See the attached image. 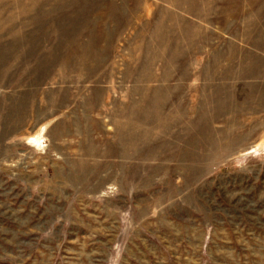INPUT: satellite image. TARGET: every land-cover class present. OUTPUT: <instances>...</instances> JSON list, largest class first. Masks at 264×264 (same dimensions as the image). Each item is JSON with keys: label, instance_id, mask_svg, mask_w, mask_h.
<instances>
[{"label": "rangeland", "instance_id": "obj_1", "mask_svg": "<svg viewBox=\"0 0 264 264\" xmlns=\"http://www.w3.org/2000/svg\"><path fill=\"white\" fill-rule=\"evenodd\" d=\"M0 264H264V0H0Z\"/></svg>", "mask_w": 264, "mask_h": 264}, {"label": "bare ground", "instance_id": "obj_2", "mask_svg": "<svg viewBox=\"0 0 264 264\" xmlns=\"http://www.w3.org/2000/svg\"><path fill=\"white\" fill-rule=\"evenodd\" d=\"M38 140V139H37Z\"/></svg>", "mask_w": 264, "mask_h": 264}]
</instances>
